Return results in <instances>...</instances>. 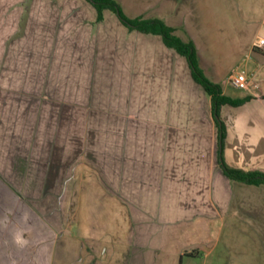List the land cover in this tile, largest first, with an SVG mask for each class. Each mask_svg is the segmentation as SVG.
Here are the masks:
<instances>
[{
	"label": "rangeland",
	"instance_id": "rangeland-1",
	"mask_svg": "<svg viewBox=\"0 0 264 264\" xmlns=\"http://www.w3.org/2000/svg\"><path fill=\"white\" fill-rule=\"evenodd\" d=\"M119 1L130 17L153 16L152 0ZM29 3L27 12L10 7V30L0 23V264H168L181 246L150 249L130 231L134 217L91 196L92 174L109 188L115 166L134 161L119 150L135 143L113 139V125L150 102L139 77L162 58L161 40L111 11L98 21L86 0ZM15 151L28 156L24 174Z\"/></svg>",
	"mask_w": 264,
	"mask_h": 264
},
{
	"label": "crops",
	"instance_id": "crops-1",
	"mask_svg": "<svg viewBox=\"0 0 264 264\" xmlns=\"http://www.w3.org/2000/svg\"><path fill=\"white\" fill-rule=\"evenodd\" d=\"M30 1L0 0L5 29L10 30V7L15 8L11 12H27ZM152 5L153 16L145 18H159L184 41H192L205 75L221 85L225 95L249 97L240 106L221 109L224 159L235 168L264 171V49L257 46L264 39V0H152ZM144 35L163 44L162 58L139 77L141 93L145 98L149 94L150 102L135 103L128 121L109 123L119 128L113 139L135 143L134 149L119 150L134 161L115 166L109 188L92 174V200L116 206L129 223L134 217L138 224H130V231L150 249L181 246L168 264H174L175 257L177 264H206L219 248L212 264H264V185L233 181L223 174L210 96L193 79L185 57L167 48L159 36ZM170 52L181 57L180 65H174ZM233 72L247 75L248 90L228 92L225 84ZM18 153L14 165L23 167L17 172L24 174L28 156ZM156 219L166 223V229L161 231L153 223ZM179 222L181 231L174 227ZM185 251L194 255L182 256Z\"/></svg>",
	"mask_w": 264,
	"mask_h": 264
},
{
	"label": "trees",
	"instance_id": "trees-1",
	"mask_svg": "<svg viewBox=\"0 0 264 264\" xmlns=\"http://www.w3.org/2000/svg\"><path fill=\"white\" fill-rule=\"evenodd\" d=\"M97 12V20H104V12L111 11L120 22L130 31H138L143 34L159 36L164 45L174 50L177 54L186 58L193 79L210 96L212 102V111L214 120L218 128V158L222 172L230 180L242 182L248 185H264V171L262 170H244L228 165L224 159L226 125L221 117V109L225 105L240 106L244 104L249 97L243 99H234L223 93L221 85L212 82L204 73L200 66L196 47L192 41H184L175 34L174 28L159 18H145L142 16L131 18L124 11L118 0H87ZM184 255H194L192 251H185Z\"/></svg>",
	"mask_w": 264,
	"mask_h": 264
},
{
	"label": "built area",
	"instance_id": "built-area-1",
	"mask_svg": "<svg viewBox=\"0 0 264 264\" xmlns=\"http://www.w3.org/2000/svg\"><path fill=\"white\" fill-rule=\"evenodd\" d=\"M264 49V39H261L257 45ZM228 81L230 85L239 90H248L250 88V80L246 74L240 72H233L230 74Z\"/></svg>",
	"mask_w": 264,
	"mask_h": 264
}]
</instances>
